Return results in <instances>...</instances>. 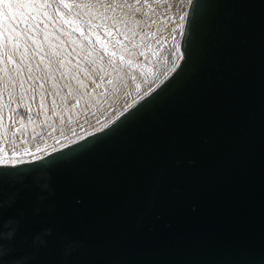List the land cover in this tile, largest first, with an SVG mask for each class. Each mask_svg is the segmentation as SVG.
I'll use <instances>...</instances> for the list:
<instances>
[{"label": "water", "instance_id": "1", "mask_svg": "<svg viewBox=\"0 0 264 264\" xmlns=\"http://www.w3.org/2000/svg\"><path fill=\"white\" fill-rule=\"evenodd\" d=\"M148 95L0 162V264H264V0H189Z\"/></svg>", "mask_w": 264, "mask_h": 264}, {"label": "rangeland", "instance_id": "2", "mask_svg": "<svg viewBox=\"0 0 264 264\" xmlns=\"http://www.w3.org/2000/svg\"><path fill=\"white\" fill-rule=\"evenodd\" d=\"M188 1L189 0H68V2L72 4L91 5L93 20L96 23H101L99 17L95 15V13L97 11L103 12L105 9L102 6L110 5L115 7V13L108 10L107 19L104 20V23L112 25L114 23L112 17L115 16V29L123 33L125 32V28L121 21H126L128 27L134 29L137 33L149 34L144 40V43L149 45V47H140L139 50L144 52V55L131 57V59L135 61L134 66L131 68L124 65L123 62H120L118 58H113L116 59V62L123 68V71L114 73L112 69L108 67V60L111 58L110 52L119 51V48L102 50L99 42H95V37H92V41L88 43L95 42V51L93 52L92 49L83 42V38L79 32L68 35L67 32L60 29L59 35L53 33L52 43L57 44L60 43V41L65 42L60 47V53L71 54L70 57H65L71 61L64 69L66 74L71 71V74L75 75L78 71L79 78L88 86L89 91H91V88L95 87L93 81L99 84L101 83L100 90L96 88L97 90L95 89V93L92 96L94 104L91 105L90 112L87 114V122H85L84 114H81L78 118L80 126L77 125L75 113L83 109L87 97L81 100V104L78 108L72 109L71 114H73L74 118L69 125L67 123V116L69 113L62 111L65 104L60 100V97L65 96L67 93V87L65 86L67 82L59 79V73L56 74V81L49 78L44 85V104L46 105V110L40 105L39 97L41 89L38 87L39 81L36 80L35 84H33V81H28L25 76L26 83L24 87L28 89V91L23 95L25 100L28 101L27 107L31 109V111H28L27 115H25L27 107L23 106L24 101L20 100V96L22 95L20 87L17 84L11 89L8 88V80L5 76L4 65L2 60H0V117L3 118L0 120V161H3L5 156L9 159H31L45 154L53 150V148L56 149L76 140L81 135L84 136L100 128L103 123L112 120L127 108L128 104H132L146 92L156 87L166 77L165 74L168 73L173 56L179 47V39L183 28L185 9ZM50 2L56 3L57 0H50ZM149 6L151 7L149 8ZM137 8L140 9L139 12L136 11ZM81 11L84 10L81 9ZM181 17H183V19H181ZM82 18H86V15ZM153 21L155 23H152ZM85 27H87V25H85ZM98 31L101 33L102 39H111V37L106 36L103 27L98 29ZM151 33H156V35L152 36L150 35ZM139 40L140 36L137 35L136 41L138 42ZM73 41H75V43H73ZM46 50L51 51L52 49ZM101 54L104 57L103 62L98 59V56ZM128 58L129 57L126 56V59ZM93 61H95V63H93ZM77 62L80 64L79 69L76 68ZM25 63H27V61H25ZM32 63L35 64L36 61L34 60ZM41 69L44 70L43 64H41ZM85 69L88 75H85ZM104 71L114 73L121 77V80H114L116 85H118V90L117 87L106 83L108 79L105 78L106 74ZM42 74L43 71L34 69L32 76L35 78ZM101 76L106 79H104L105 82H101ZM54 84H59V87L54 89ZM71 84L74 89L79 87L75 80H71ZM29 85H32V87L30 88ZM104 89H107L106 96L104 94ZM8 91L13 92L11 107L16 109L17 103L22 105L19 109L20 116L12 113L11 121L8 120L9 111L5 106L8 103ZM53 91L58 93L55 98L59 108L55 109V111L61 112V115L64 117L63 121L60 115H54L52 106ZM74 96L75 93L67 97L66 103L68 106L75 103ZM30 97L35 98L31 99ZM43 110L47 112L46 115L50 120L49 124H46L41 117ZM92 113H94V115ZM29 116H31V121H33L32 128L28 125ZM21 117L23 118L22 122ZM5 126H7V132H5ZM16 128H20V131L13 136L12 133L15 132ZM73 132L77 135H73ZM25 141H27V143H25ZM37 146H39L40 151H37ZM25 148L29 150L26 154L22 152Z\"/></svg>", "mask_w": 264, "mask_h": 264}, {"label": "snow or ice", "instance_id": "3", "mask_svg": "<svg viewBox=\"0 0 264 264\" xmlns=\"http://www.w3.org/2000/svg\"><path fill=\"white\" fill-rule=\"evenodd\" d=\"M102 7L105 9L103 12L97 11L95 13V15L99 17L101 23H96L93 20V11L88 5L72 4L69 3L68 0H57L56 3H52L50 0H0V60H2L4 65L5 76L8 80V88L11 89L15 85H19L22 93L20 100L24 101L23 106H28V101L25 100L23 95L28 91V89L24 87L26 83L25 76L28 81H33V84H35L36 80L39 81L38 87L41 89L39 97L40 105L46 110V105L44 104V85L49 78L56 81V74L59 73V79L67 82L65 85L67 87V93L65 96L60 97L61 102L65 104L62 111L69 113L67 116V123L69 125L72 123L74 118L73 114H71L72 109L78 108L81 104V100H84L85 97H87L85 106L75 113V117L77 118L76 122L78 126H80L78 118L81 114H84L85 122H87V114L90 112L91 105L94 104L92 96L95 93V89L100 87V84L93 81L95 87L89 91L88 86L79 78L78 71L75 75H72L71 71L66 74L64 69L71 61L65 57H70L71 54L60 53L59 50L65 43L64 41H60V43L57 44L51 42L53 33L59 35L60 29H63L68 35L79 32L83 38V42H85L93 52L95 51V42H99L102 50L119 48V51L110 52L111 58L108 60V67H110L114 73L123 71V68L116 62V59L113 58H118L120 62H123L124 65L131 68L135 64V61L131 59V57L145 54L139 49L140 47H149V45L144 43L146 36L149 34L137 33L134 29L128 27L126 21H121L125 28V32H119V30L115 29V16L112 17L114 21L112 25L105 24L104 20L107 19L108 10L115 13L116 8L110 5ZM150 7L151 6H149V8ZM81 9L84 11H81ZM139 10V8L136 9L137 12H139ZM85 15L86 18H82L85 17ZM181 19H183V17H181ZM152 23L155 22L153 21ZM85 25H87V27H85ZM101 27L104 28L106 36L111 37V39L101 38V33L98 31ZM137 35L140 36L138 42L136 41ZM150 35L155 36L156 33H151ZM92 37H95V42L88 43L92 41ZM73 43H75V41H73ZM46 49L52 50L48 51ZM126 56L129 58L126 59ZM98 59L103 62V55H99ZM34 60L36 61L35 64L32 63ZM25 61H27V63H25ZM93 63H95V61H93ZM41 64L44 65V70L41 69ZM79 67L80 64L77 62L76 68L79 69ZM34 69L43 71V74L34 78L32 76ZM84 72L85 75H88L86 69ZM71 80H75L79 87L74 89ZM100 80L101 82H105L103 76L100 77ZM106 83L117 87L118 90V85H116V82L112 79L109 78ZM29 87L31 88L32 85H29ZM53 87L54 89L58 88L59 84H54ZM73 93H75V103L68 106L66 103L67 97L73 95ZM104 94L106 96L107 89H104ZM52 95L54 115H60L63 121L64 117L61 115V112L55 111V109L59 108L55 98L58 93L53 91ZM145 95H148V93L146 92ZM30 98L34 99L35 97ZM141 99H143V97H141ZM7 100L8 103L5 106L9 111L8 120L11 121L12 113L20 116L19 109L22 105L17 103L16 109L11 107V102L13 101L12 91H8ZM131 107H133V104L127 105V108ZM28 111H31L30 107H27L25 115H27ZM92 114L94 115V113ZM122 115L123 112L121 113V116ZM2 119L3 118L0 117V120ZM22 119L21 117V122ZM28 119L31 121V116H29ZM110 123H112V121L109 120L103 123L101 128L96 130L103 131V129L109 127ZM19 131L20 128H16L12 135L14 136ZM5 132H7V126H5ZM73 135L77 134L73 132ZM83 138V136L79 137V139ZM25 143H27V141H25ZM28 151L27 148L22 150L25 154ZM37 151H40L39 146H37ZM53 151H55V148H53ZM39 158V156L35 157V159ZM0 162L19 164L23 161L22 159H9L5 156L3 161Z\"/></svg>", "mask_w": 264, "mask_h": 264}, {"label": "bare ground", "instance_id": "4", "mask_svg": "<svg viewBox=\"0 0 264 264\" xmlns=\"http://www.w3.org/2000/svg\"><path fill=\"white\" fill-rule=\"evenodd\" d=\"M91 9H92V6L91 5H88ZM139 21V20H138ZM134 23V22H133ZM180 57H181V51H180V49H179V47L177 48V51H176V53L174 54V56H173V60L171 61V65H170V67H169V71H168V73L167 74H165L166 76L172 71V69L175 67V65L178 63V61H179V59H180ZM167 68H168V66H167ZM165 69V68H164ZM166 70V69H165ZM104 73L106 74L105 75V78L106 79H112L113 81L114 80H121V77L119 76V75H116V74H114V73H109L108 71H104ZM109 73V74H108ZM156 77V76H155ZM104 78V79H105ZM105 79V80H106ZM161 79V78H160ZM158 80V79H157ZM161 81V80H160ZM159 83V82H158ZM157 83V84H158ZM101 84V83H100ZM147 88V87H146ZM92 89V88H91ZM103 89V88H102ZM97 90V89H96ZM99 90H100V87H99ZM152 90V89H151ZM46 111L45 110H43V112L41 113L42 115H41V117H42V119L44 120V122L46 123V124H49L50 123V120H49V118L47 117V115H46ZM61 117V116H60ZM18 123V122H17ZM28 125L30 126V128H32L33 127V121H29L28 120ZM102 127V126H101ZM100 127V128H101ZM15 128V127H14ZM37 135V134H36ZM81 136H83V135H81Z\"/></svg>", "mask_w": 264, "mask_h": 264}]
</instances>
